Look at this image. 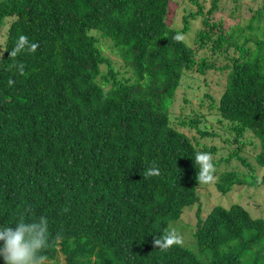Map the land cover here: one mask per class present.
<instances>
[{"label":"trees","instance_id":"16d2710c","mask_svg":"<svg viewBox=\"0 0 264 264\" xmlns=\"http://www.w3.org/2000/svg\"><path fill=\"white\" fill-rule=\"evenodd\" d=\"M170 1L0 0V227H14L18 212L26 222L46 217L50 236H61L43 253L48 262L264 264V220L241 204L215 206L204 218L199 209L190 231L195 250L154 247L187 209L201 206L195 154L218 150L180 129L215 138L201 127L205 114L173 118L186 74L226 73L209 114L234 138L224 160L252 169L218 172L217 190L259 184L243 156L248 146L258 147L253 159L264 170V7L246 26L226 28L215 19L219 0L207 11L190 0L198 10L178 30L167 23ZM197 18L196 47L173 39ZM93 31L113 43L129 77L115 70ZM19 35L39 48L10 59ZM202 51L215 59L198 58ZM13 63L25 65L23 75ZM153 164L161 175L145 178Z\"/></svg>","mask_w":264,"mask_h":264},{"label":"rangeland","instance_id":"374dc122","mask_svg":"<svg viewBox=\"0 0 264 264\" xmlns=\"http://www.w3.org/2000/svg\"><path fill=\"white\" fill-rule=\"evenodd\" d=\"M200 2L207 11L211 8L213 0H200ZM218 6L219 9L215 14L216 20L222 19L226 28H234L239 25L244 27L248 24L255 12L264 7V0H219ZM197 10L198 8L190 3V0H171L167 23L173 29L182 30L185 27L184 17L189 15L190 12H196ZM201 28V18L191 20L189 30L184 35V40L189 46L196 47L195 37ZM4 32L6 31H0V50H2L4 45L2 36ZM93 34L99 39V45L104 55L111 60L115 70L120 72V76L127 75L129 77L130 75L126 73L127 69L117 55L113 43L108 39L102 38L95 31H93ZM208 56L210 59H215L209 51L200 52L198 58ZM217 60L218 67L224 65L225 62L222 58H217ZM225 84L226 73L211 70L206 75H201L197 72H189L183 78L173 106V118H176L177 122L183 121L184 116L190 115L192 111L206 115V122L201 127L208 126L209 131L216 134L215 138L201 139L195 130L185 127H180V129L190 135V137H197L202 144L208 147H216L218 150L212 157L215 163L220 164L218 167L215 166V182L212 184H203L199 190L201 206L196 205L191 209H187L182 218L171 226L172 229L182 236L183 245L191 249L196 247L190 231L193 232L197 227V212L199 209H201L202 217L204 218L215 206L221 205L228 208L233 204H241L250 212L252 217L264 220V181H262L264 179V170L262 169L263 171H261L253 159L258 147L248 146L243 153V156L248 157L249 162L255 168L254 172L259 177L258 185L236 186L228 194H221L216 187L219 177L218 172L238 170L246 175H252V169L242 165L240 161L232 159L230 162H227L224 160L229 157L230 153L236 147L227 141L232 142L234 138L226 129L227 122H220L221 119L219 116L209 114L208 109L212 101H219L223 94ZM206 95L212 97L213 100L209 99ZM247 140L251 141L253 139L247 136ZM48 264H65V261L64 258H59L58 261L48 262Z\"/></svg>","mask_w":264,"mask_h":264},{"label":"clouds","instance_id":"9594fccd","mask_svg":"<svg viewBox=\"0 0 264 264\" xmlns=\"http://www.w3.org/2000/svg\"><path fill=\"white\" fill-rule=\"evenodd\" d=\"M173 39L177 42L184 40V35L177 33ZM39 44L30 42L25 35H19L14 48L9 52L10 59H13L23 52L35 53ZM3 55V52H0ZM17 68L21 75L24 74L25 65L23 63L11 65ZM9 86L13 84L8 81ZM195 165L199 166L198 183L212 184L216 180L215 165L210 153L198 152L195 154ZM161 175L158 166H153L145 171L144 177H159ZM18 219L14 227H0V256L3 257L5 264H48V257L43 253L53 247L61 240L59 233L51 237L48 227V219L40 216L38 219H32L26 222L25 213L18 212ZM154 247L167 251L174 245H182L183 238L174 229L165 230L162 237L153 241Z\"/></svg>","mask_w":264,"mask_h":264}]
</instances>
